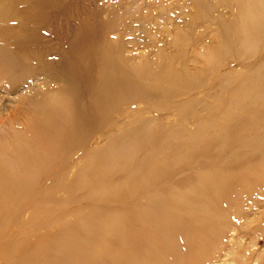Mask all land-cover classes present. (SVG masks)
I'll return each instance as SVG.
<instances>
[{
	"label": "rangeland",
	"instance_id": "374dc122",
	"mask_svg": "<svg viewBox=\"0 0 264 264\" xmlns=\"http://www.w3.org/2000/svg\"><path fill=\"white\" fill-rule=\"evenodd\" d=\"M62 1L67 7L56 11L47 4L35 8L38 0H0V39L13 43L25 29L35 35L32 47L9 53V60L19 61L27 77L12 87L0 83V169L17 186L34 184L2 207L0 264H64L56 255L62 247L70 251L68 264L103 254L125 256L134 244L128 236L132 229L126 234V213L145 197L151 207L154 198L164 201L155 218L175 212L174 199L191 185L187 172L237 178L239 173L242 178L231 182L220 222L221 238L207 247L196 264H264V182L241 169L243 165H218L220 157L264 134V95L254 102L250 98L255 94L248 93L264 71V14L259 3ZM260 3L264 6V0ZM91 27L97 29L96 34H86L83 40L80 30ZM95 51L118 61L115 65L129 77L137 96L119 102L110 111V119L88 127L82 137L74 138L71 148L59 150L52 160L43 159L38 151L44 166L36 170L20 146L21 140L31 138L34 119L42 116L32 104L45 105L57 98L55 103L63 105L68 119L88 106L102 72L101 64H88ZM62 56L69 64L60 61ZM41 59L53 67L52 75L43 71ZM72 62L79 74H87L85 92L76 94V80L68 77ZM177 73L182 74L175 77ZM234 99H244L248 113L254 112V127L239 123L241 130H234L232 138L222 144L213 132L225 123L228 111L237 108ZM255 104L261 108L254 110ZM92 108H87L90 114ZM129 127L136 129L133 138L125 134ZM172 144L174 151H170ZM224 145L228 148L211 163L198 161L208 146L221 149ZM109 146L121 157H108L103 165L104 159H96L94 152ZM177 147L183 151L176 153ZM134 168L135 179L149 180L157 170L158 182L137 188L130 185ZM90 174L95 186L87 182ZM97 177H103L102 182ZM130 187L136 194L127 200ZM114 224L122 226L118 237L105 232ZM211 230L216 227L211 225ZM141 258L138 254L137 259Z\"/></svg>",
	"mask_w": 264,
	"mask_h": 264
},
{
	"label": "bare ground",
	"instance_id": "6f19581e",
	"mask_svg": "<svg viewBox=\"0 0 264 264\" xmlns=\"http://www.w3.org/2000/svg\"><path fill=\"white\" fill-rule=\"evenodd\" d=\"M60 1L61 0H38L34 7L39 8L47 4V6L55 8L56 11H62V8L65 9L68 3ZM255 2L256 4L259 3V10L261 15H263L264 6L260 5V0H255ZM257 21L258 18L256 19V23ZM96 32L97 29L93 27H91L90 30L88 28L81 29L80 37L84 40L86 38L84 35H93L96 34ZM34 37L35 35H33V33L25 29L24 32H21L20 35L13 39V43L5 42L4 39H0V83L2 82L5 86L12 87L18 81L24 80L27 77L28 73L26 71H21L22 67L19 65L21 64L19 61L12 62L9 60V53L13 51L17 52L16 49L32 47L35 43ZM3 47L7 48L8 52ZM91 58L92 60L88 61V64H101L102 72L96 84V94L93 93L92 100L88 106L81 108L73 114L72 118L68 119L65 117L63 105L60 103L57 105V103H55L57 98H55L52 103H46L45 105L41 103L32 104L33 108L42 112V116L34 119L33 125L35 128L31 131V138L26 137L24 140H21L20 142L22 144H20V146L21 153L33 163L32 166H35L36 170L44 166V158L52 160L59 150L71 148L74 138L77 136L82 137L88 127L95 126L100 120L110 119V111L114 109L119 102H126L132 99L133 96H137L134 94L135 87L129 80V77L115 65L118 63L117 60L114 61L112 56L98 51H95ZM61 60H63V63L69 64L65 57H60V61ZM40 63L44 68V72L49 75L53 74V67L50 68L48 62L41 59ZM70 64H73V70L68 72V77L76 80V83H74L76 88L75 93L77 94L81 91L85 92L89 89L87 86L89 83L87 74H79L80 72L75 62ZM181 74L182 73H177L175 77ZM85 81L86 85L84 84ZM252 92L255 96L250 99L254 102L264 95V71L260 77L254 80L253 86L249 88L248 93L251 95ZM129 94L131 95L129 96ZM138 95L140 96V94ZM27 96L28 95H26V97ZM243 101L245 100L234 99L233 103L237 106L238 112H233L237 108L228 111V114L225 115V123L214 129L213 137L219 139L222 144H225L228 138H232L234 130L235 132L241 130V126H246L248 123L249 125L247 126L251 128L253 125L254 127L252 121L254 112L248 113V105ZM92 106V114H90L87 108H91ZM260 108L259 105H254V110H259ZM202 125L205 127L210 126L208 122H204ZM135 130L136 129L132 127L125 129L127 138L135 137ZM12 132L14 131L12 130ZM37 136L38 139L41 140L40 142ZM117 138L121 139L123 136H118ZM117 138L116 142H111L112 147L114 144H117ZM110 148L109 146L107 149L101 151L98 149L94 152L96 156L98 155L96 159H104L102 160L103 165L108 160V157H113L114 155L118 158L121 157L120 152H115ZM226 148H228V146L221 149H214L212 146H208L203 151V154L199 153L198 161H202V164L211 163L218 158ZM175 149L176 146L172 144L170 146V151H174ZM182 151V149L177 147L176 153ZM185 152L187 153V150ZM180 157H182V155ZM147 164L148 162L145 163V165ZM218 165L224 168H236L243 165L241 169L249 170L259 175V178L264 182V134L251 137L248 142L233 149L229 154L220 157ZM135 170L137 169L134 168L129 174L128 183L130 185L137 188V186L146 184L151 185L153 182H158L157 170L150 175L149 180L140 179L139 177L135 179ZM164 170L165 169H162L160 174H163ZM187 173L189 175L187 181L191 180V182H188V184L191 185L185 188L186 192L183 193L184 195H179L174 199L175 212L171 211L169 215L155 218V215L161 214L164 201L159 198H154L151 207L149 198L145 197L137 202L134 207H131L126 213L124 218V222L127 220L126 234L132 229L128 236L129 240H132L134 244L131 249H127V254L125 256L117 257L111 254L91 256L87 258L89 260H82L80 264H125L126 262L127 264H196L199 262L200 259L204 257L207 247L221 238L222 227L220 225L222 223L220 222L224 220L225 207L228 205V198L231 195V182L234 179H236V182H241L242 178H239V173L238 178L235 175L213 174L212 172L203 174L195 173L196 175L192 172ZM91 177L94 178V176L90 174V178L87 179L89 184H91ZM95 179L102 182L103 177H97ZM135 182L139 184L134 185ZM33 185V183H28L26 185L17 186L8 178L6 173L0 169V223L5 219V215L2 211L5 201L8 199H16L26 190H30ZM127 193L129 194L127 200H131L136 194V191L134 188L130 187ZM45 207V210H47L48 206L46 205ZM135 222L137 223L135 224ZM211 225H214L216 230H211ZM121 228L122 226L120 224H114L107 228L105 232L111 237H118ZM195 232L196 239H194ZM69 254V249L65 251L62 247L56 255L65 260L64 264H68L70 261L68 258ZM74 254L81 257V254L75 252ZM136 254H141L142 258L137 259ZM49 256H52V254L49 253ZM158 259H161L160 263H158Z\"/></svg>",
	"mask_w": 264,
	"mask_h": 264
}]
</instances>
